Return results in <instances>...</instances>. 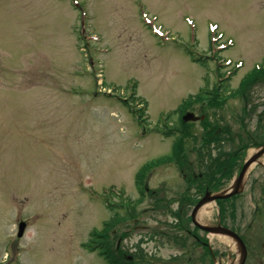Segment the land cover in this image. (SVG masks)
<instances>
[{"label": "rangeland", "instance_id": "1", "mask_svg": "<svg viewBox=\"0 0 264 264\" xmlns=\"http://www.w3.org/2000/svg\"><path fill=\"white\" fill-rule=\"evenodd\" d=\"M186 50L208 57L206 65L193 63ZM263 63L264 0H0V264H107L83 247L101 230L114 245L108 251L124 264H236L237 244L196 231L189 214L206 192L218 191L204 185L206 147L214 159L210 177L220 182L227 179L218 169L220 149L237 152L228 171L234 176L218 191L224 192L264 144V76L240 86ZM236 64L241 68L228 85L239 93L217 106L195 100L160 120L188 96L215 89L217 72ZM99 75L114 95L99 90ZM133 86L147 104L143 122L127 102ZM187 114L189 129L175 131ZM217 126L229 138L209 131ZM169 157L139 176V194L138 170ZM258 161L240 193L221 203L222 211L205 204L208 215L199 222L241 235L245 264H264V163ZM109 187L138 202L135 218L110 229L104 224L127 210L120 199L100 198ZM20 221L26 227L17 238ZM139 239L146 256L134 261Z\"/></svg>", "mask_w": 264, "mask_h": 264}, {"label": "trees", "instance_id": "2", "mask_svg": "<svg viewBox=\"0 0 264 264\" xmlns=\"http://www.w3.org/2000/svg\"><path fill=\"white\" fill-rule=\"evenodd\" d=\"M188 55L190 56V58H191L193 63L199 64L201 66H205L206 65L205 64L206 63L205 59L197 58V57L193 56L192 53H188ZM263 76H264V69H258V70L254 69L252 71V74L250 76H248L247 78H245L241 82L240 86H242L246 82L254 80L255 78L263 77ZM228 80L229 79L222 80L221 84L217 85V87L215 89L211 90L210 92L209 91L208 92L202 91L198 95H196L195 97H188V99L186 101H184L183 104L180 105V107L176 111H173L172 114L176 113V112H179V113L183 112V110H185L186 104L190 103L193 100H201V101L207 100V101H211L212 104L215 105V106H217L218 104L225 103L226 100H224L223 97L225 95H227V93H230L229 92L230 88L228 86ZM239 91H241V88H240V90H236V92H234V93L237 94V93H239ZM137 113L138 114H142V113H144V110L140 109V110H138ZM178 121H179V126H177V125L174 126V128H175L174 130L175 131L181 133V131L183 129H185V130L189 129L187 124H183L179 118H178ZM208 128H210L209 131L211 133H215L217 131V129L223 130L224 131L223 134L227 135V137H228V134H226V131H225L224 128H219V126H217V128L216 127H213V128L212 127H208ZM168 135H170V134H168ZM215 138L216 139H220L219 134H215ZM180 140H181V136H178L177 139H176V143L178 144V142ZM213 141H215V140L213 139ZM217 142H219V140H217ZM220 145H223V144L221 143ZM205 149H207V151H206V153H207L206 160H205V162H202V163H205V164L203 166H200L202 174H204L203 177L205 178V184L204 185L206 187H208L211 191H216V190H219L222 187H224L225 184L232 177L233 173L232 172H228V171H229V169H232V164H233L232 162L236 158L237 153L234 152V151H231V150L226 152L225 149H228V148H224V150L220 149V154L222 155V161H221L220 166H218V169H220L221 171L224 170L225 171L224 173L227 174V179L224 180L223 182H220L218 180L214 181L210 177V175L212 174L210 172V169H211V167L214 166V164L212 162L214 159H213V156H212V151L208 147H206ZM239 156H240V154H239ZM165 159H173V158L169 157V158L157 159L154 162H150V163L144 165L137 172V174L135 175V181H136L135 184H136V187H137V190H138L139 194H142V192H143V187L140 184L139 176H141L144 173V171H146V169L149 166L161 163ZM202 159H203V154H202V151H201V160ZM208 171H209V173H208ZM102 197L104 199L106 197H107V199H113V198H119L120 194H119V192L115 193L113 191V189L110 188V189H108L107 194H104ZM119 199L121 201L120 202V207H124L127 210L126 215L122 216L120 218L119 214L116 212L114 214L113 218L110 221H108L107 223L104 224V227L112 228L115 225V223L118 222L119 219L125 220V218L129 219V218L136 217V207L138 205V202L137 201H130V199L124 198V197L123 198L120 197ZM140 200L141 199H139L138 201H140ZM107 201L108 200H106V202ZM221 203H223V202H220L219 205ZM118 206L107 205V209L113 212L115 209H117ZM220 211H222L221 207H220ZM105 236H106V233H104V230H101L100 233L99 232H92L89 241L86 244H83L84 249H86L89 252H93V251L97 250L99 256L107 264H124V261L121 260L122 259L121 257L115 256V255H113V253L108 251V249L109 248H113L114 245L111 242H107V240H105L106 239ZM142 242H143L142 239L138 240V242L133 246L134 252L131 254L132 256L130 255L131 258L135 259L136 261H142L144 259V257L146 256V254L143 253V251H142V249L140 247ZM196 243H197V241H196ZM204 248H205L206 252L210 255V252H209L208 248H206V247H204Z\"/></svg>", "mask_w": 264, "mask_h": 264}, {"label": "water", "instance_id": "3", "mask_svg": "<svg viewBox=\"0 0 264 264\" xmlns=\"http://www.w3.org/2000/svg\"><path fill=\"white\" fill-rule=\"evenodd\" d=\"M191 119V115L187 114L183 116L182 120L187 121ZM264 154V146L260 147L252 156H250L243 164L241 170L239 171V174L237 178L235 179L232 187L224 192H219L216 194H209L206 192L204 196L197 202V204L193 207L190 217L192 224L199 228L202 231H205L209 233L210 235L216 234V235H222L225 237H228L232 241H234L237 244L238 247V252H239V259L236 264H244L246 253H245V248L240 240V238L230 230L221 227L220 225H217L216 227H207L201 225L199 222L196 220V215L197 212L207 203H213L216 200H221V199H226L230 198L232 195H235L241 191V188L243 186V183L245 181L247 171L249 167L257 162V159L261 157ZM25 229V223L20 222L17 226V237L20 238L23 235Z\"/></svg>", "mask_w": 264, "mask_h": 264}, {"label": "bare ground", "instance_id": "4", "mask_svg": "<svg viewBox=\"0 0 264 264\" xmlns=\"http://www.w3.org/2000/svg\"><path fill=\"white\" fill-rule=\"evenodd\" d=\"M259 162H263V163H264V160L259 159L258 163H259ZM208 210H209V208L203 207V208L198 212L197 217H196V219H197L198 222H200V223L202 222L201 217H202L203 215H208Z\"/></svg>", "mask_w": 264, "mask_h": 264}, {"label": "flooded vegetation", "instance_id": "5", "mask_svg": "<svg viewBox=\"0 0 264 264\" xmlns=\"http://www.w3.org/2000/svg\"><path fill=\"white\" fill-rule=\"evenodd\" d=\"M242 237V236H241Z\"/></svg>", "mask_w": 264, "mask_h": 264}]
</instances>
